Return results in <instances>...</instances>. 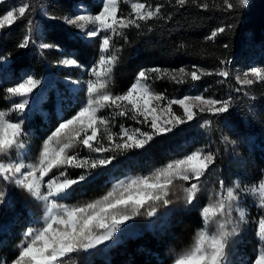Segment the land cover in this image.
Listing matches in <instances>:
<instances>
[{
    "label": "snow or ice",
    "instance_id": "6c2138e0",
    "mask_svg": "<svg viewBox=\"0 0 264 264\" xmlns=\"http://www.w3.org/2000/svg\"><path fill=\"white\" fill-rule=\"evenodd\" d=\"M5 0H0L3 4ZM130 6V11L121 10V4ZM251 0H222L218 10L226 13L229 23L211 30L205 37L215 41L219 36L235 28V20L250 6ZM180 8L193 4L204 11L210 9L206 0H174ZM79 7V6H77ZM163 4L153 5L148 0H99L89 4L83 11L70 15L45 13L47 18L76 29L81 38L95 39L98 44L96 59L86 69L89 78L82 89L86 98L73 110L70 116L57 121L54 130L42 141L39 155L32 162L27 159L25 116L32 111L35 99H46L42 80L34 75L20 78L14 86L5 89L6 99L12 101L10 108L0 110V183L15 185L42 206V213L34 225L27 227L17 245L14 258L0 256V264H69L75 254L110 247L122 227L136 217H156L160 207L173 204L176 182L182 184L183 203L195 206L201 192V179L217 162L218 152L210 146L198 147L182 156L172 159L149 175L119 179L102 196L82 203L66 202L77 187L95 179L96 170L106 168L122 155L133 150L145 149L156 137L173 133L181 125L195 120L201 114L220 116L231 109V98L219 99L200 94H188L169 98L165 93L156 92L152 83L167 79L176 84L189 80L200 81L204 76L216 75L228 80L232 75L227 67L231 61L221 59L218 68L208 70L198 65L191 69L181 66L176 69L151 66L140 69L129 87L120 94L108 89L114 68L119 63L120 48L115 46L117 37L127 40L125 30L140 28L141 22L160 18ZM213 7H217L213 5ZM96 8L97 11H91ZM32 5L20 0L18 5L0 12V30L21 19H27ZM27 23H31L27 20ZM69 33V39L75 38ZM32 37L25 35L17 44L20 49L34 44ZM40 50L59 48L58 44L41 41L36 45ZM226 49L227 43L223 45ZM59 64L66 68L85 69L78 59V53L65 49ZM11 59V53L0 54V65ZM240 93L256 82L264 81V69L250 67L234 77ZM66 83L79 85L71 74ZM40 89V91H37ZM78 89H72L73 92ZM206 91V90H205ZM13 98H19L13 100ZM54 106L62 107L63 97L57 96ZM173 106H179L177 114ZM109 109L108 114H102ZM16 113L17 118H11ZM128 118L139 125L129 127L117 118ZM207 126L209 120L203 121ZM228 141V137H223ZM86 149L81 155L75 149ZM69 169H79L73 175ZM258 182L252 186L239 182L226 186L218 180V190L209 197V202L200 208L202 227L193 237L191 245L176 254L172 264H231L229 259L230 241L236 237L241 225H251L261 243L248 264H264V169H260ZM250 196L257 197L260 210L257 216L249 218L240 202ZM7 202V192L0 188V206ZM234 213H238L234 216ZM215 225V230H210Z\"/></svg>",
    "mask_w": 264,
    "mask_h": 264
},
{
    "label": "trees",
    "instance_id": "16d2710c",
    "mask_svg": "<svg viewBox=\"0 0 264 264\" xmlns=\"http://www.w3.org/2000/svg\"><path fill=\"white\" fill-rule=\"evenodd\" d=\"M32 5L27 19H21L0 30V54L11 53L7 66L12 78L19 79L20 73L44 77V101L25 117L28 132L29 153L35 159L43 139L54 130L57 121L70 116L79 103L85 99V92L78 88L73 92L66 78L80 82L86 78V69L96 59L98 44L95 39L81 38L76 29L47 18L45 13L70 15L80 7L88 8L99 0H26ZM153 5L164 7L160 18L140 28L125 30L127 40L119 37L115 46L120 48L119 63L114 68L109 91L120 94L132 83L137 72L145 67L160 66L176 69L184 66L191 69L198 65L208 70L220 67L221 59H228L227 66L232 73L228 80L212 75L200 81L176 84L167 79L152 83L156 92L169 98L203 93L219 99L231 98V109L220 116L201 114L195 120L181 125L173 133L158 136L145 149L133 150L117 155L116 160L106 168L96 170L94 180L77 187L66 202L82 203L105 194L118 179L124 176L149 175L172 159L182 156L198 147L210 146L218 152L217 162L201 179V192L195 206L183 203L181 182H176L173 204L160 207L156 217L141 215L129 221L109 243L110 247L99 246L88 253L75 254L69 264H172L174 256L187 249L198 229L202 227L200 208L209 202V197L218 190V180L226 186L237 182L252 185L258 182L260 169H264V81L256 82L237 93L234 77L250 67L264 69V0H251L250 6L235 20V28L219 36L215 41L205 37L217 26L229 23V16L218 10L222 0H206L210 9L204 11L188 4L176 6L174 0H148ZM20 0L0 4V12L18 5ZM216 5L217 7H213ZM79 6V7H77ZM121 10L130 11V6L121 4ZM91 11H97L92 8ZM30 20L31 23H27ZM69 33H75L69 39ZM25 35L32 37L34 44L20 49L17 44ZM41 41L58 44L59 48L40 50ZM227 43L228 48L223 45ZM65 49L78 53V59L85 69L66 68L59 64ZM10 80H0V108H7L5 89L13 86ZM206 90V91H205ZM57 96L63 97L62 107L54 106ZM181 114L179 106H173ZM178 108V109H176ZM209 120L207 126L203 121ZM227 136L228 141L223 137ZM79 148L75 149L78 150ZM76 170V171H75ZM69 169L73 175L79 169ZM7 192V202L0 206V256L11 260L17 253L24 230L33 226L41 216L42 206L34 198L15 185L0 183ZM260 210L252 208L255 216ZM238 213H234L237 216ZM210 230H215L212 225ZM261 243L251 225H241L239 234L230 241L231 264H248Z\"/></svg>",
    "mask_w": 264,
    "mask_h": 264
},
{
    "label": "rangeland",
    "instance_id": "374dc122",
    "mask_svg": "<svg viewBox=\"0 0 264 264\" xmlns=\"http://www.w3.org/2000/svg\"><path fill=\"white\" fill-rule=\"evenodd\" d=\"M10 1V3H12L13 1H15V0H9ZM85 9H87V8H85V7H80V9H79V11H83V10H85ZM80 35V34H79ZM84 38H86V37H84ZM27 75H32V74H27ZM20 78H26V75H25V73H20ZM19 78V79H20ZM89 78V76H88V74H87V76H86V78L85 79H83V81L82 82H80V84L79 85H74V84H72V83H68V85H69V87L70 88H72V89H78V88H80V89H83L84 87H85V85H84V82L87 80ZM2 79H4V80H10V81H12V83H16L19 79H15V78H12V76H11V72H10V70H9V68H8V66H7V63H5V64H3V65H0V80H2ZM39 79H41L42 80V82L44 81V77L42 76L41 78H39ZM14 84H13V86H14ZM41 88H42V86H41ZM37 91H40V89H38ZM86 94V93H85ZM85 98H86V96H85ZM19 98H13V100H18ZM11 103H12V101H10V104H9V106L7 107V108H0V110H6V109H8V108H10V106H11ZM31 106H32V110L33 109H35V108H37V107H39V99H35L32 103H31ZM176 109H178V108H176ZM174 110H175V108H174ZM109 109H104L103 110V113L102 114H108L109 113ZM182 111V110H181ZM32 113V111H30L29 113H27V115H29V114H31ZM26 115V116H27ZM25 116V117H26ZM11 118H17V114L16 113H11ZM115 123H116V128H114V131L115 130H118V126H119V124L120 123H124L126 126H129V127H138L139 125H137V124H135V122L134 121H132L131 119H128V118H117L116 119V121H115ZM28 132H30V130L28 131ZM28 137V136H27ZM26 143H27V145H28V149L26 150L27 151V159L28 160H30V161H32V162H34L35 161V159H33L31 156H30V151H29V141H28V139H26ZM77 151H80V154L83 156V155H87L88 153H87V150L86 149H78ZM75 170V169H74ZM76 171V170H75ZM128 177H133V176H124V177H122V178H120V179H125V178H128ZM119 180V179H118ZM253 185V184H252ZM252 185H249V186H252ZM254 201H256L257 202V204H258V200H257V197H255V196H250V197H248V198H246V200H242L241 202H240V207H244L245 208V210H246V212H247V214H248V216H249V218H252V217H255V216H257V214H255V216L253 215V214H251L252 212H251V209L252 208H258L257 206H254ZM246 227V226H245ZM122 229H123V227H122ZM121 229V230H122ZM119 233V232H118ZM117 233V234H118ZM111 242V241H110ZM110 242H108V244L110 243ZM103 246V245H102Z\"/></svg>",
    "mask_w": 264,
    "mask_h": 264
}]
</instances>
